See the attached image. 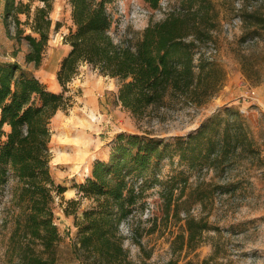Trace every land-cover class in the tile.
Masks as SVG:
<instances>
[{
	"label": "trees",
	"instance_id": "obj_1",
	"mask_svg": "<svg viewBox=\"0 0 264 264\" xmlns=\"http://www.w3.org/2000/svg\"><path fill=\"white\" fill-rule=\"evenodd\" d=\"M32 1L4 0L3 20L8 26V17L12 16L15 29L12 34L8 30L9 36L18 43L27 42L25 61L38 66L51 31L49 11L53 0H36L42 6L35 8L30 22L35 35L24 34L17 17L20 12L29 15ZM146 1L153 8L159 5V0ZM68 2L71 25L63 34V42L69 51L56 72L60 91L49 89L20 63L0 61V190L14 182L10 189L15 219L11 242L19 264L56 261L53 251L60 236L53 208L65 187L51 174L50 121L72 104L67 84L81 64L113 78L114 104L134 116L179 99L201 106L215 95L225 76L214 62L197 54L200 41L210 40L208 0H182L159 20L149 19L133 38H115L120 18L110 9L113 0ZM255 17L258 28L264 30V16ZM58 27L57 22L55 29ZM223 111L226 118L221 132L210 117L173 141L136 133L116 135L107 160L93 162L84 181L75 185L78 197L67 200L73 208L64 209L75 216L77 234L72 247L76 264H137L128 258L120 227L149 187L147 174H153L149 177L156 180L153 170L163 158L174 155L188 168L224 167L229 155L245 149L244 122L233 108ZM135 177H141L142 183L137 184ZM165 190L163 200L169 209L174 187L167 185ZM83 199L88 205L76 215ZM208 227L206 222L188 218L187 234H177L172 249L188 247ZM38 243L45 255L35 250ZM167 264L177 263L169 260Z\"/></svg>",
	"mask_w": 264,
	"mask_h": 264
},
{
	"label": "rangeland",
	"instance_id": "obj_2",
	"mask_svg": "<svg viewBox=\"0 0 264 264\" xmlns=\"http://www.w3.org/2000/svg\"><path fill=\"white\" fill-rule=\"evenodd\" d=\"M208 1L210 40L200 41L197 54L214 62L225 76L215 95L203 105L179 99L149 109L143 116H134L120 104H114L115 80L90 65L81 64L78 73L68 82L67 94L71 95L72 104L66 111L59 110L50 121L51 174L65 187L62 198H56L53 208L60 236L53 251L55 264L77 262L72 247L77 234L75 216L66 214L64 209L73 208L67 200L78 197L75 185L84 181L95 160L108 156L118 133L173 141L210 117L221 132L225 108H233L245 123L253 105H248V114L241 113V105L247 106L243 96L255 82L262 85L264 94V30L258 28L255 19V16H264V0ZM3 3L0 0V61H16L49 89L60 91L56 72L69 51L63 42V34L71 25L68 0L52 1L51 31L38 66L25 61L27 42L18 43L9 36L8 30L12 34L15 25L12 16L8 17V26L5 24ZM181 3L182 0H159L158 7L153 8L146 0H113L110 9L120 18L114 30L115 38L136 37L149 19L159 20ZM39 6H42L39 1H32L29 15L17 14L24 34L35 35L30 22ZM57 22L59 27L55 29ZM233 99L238 102L231 104ZM259 99L264 105L260 95ZM258 118L262 120L261 128L244 125L245 149L229 155L223 163L225 168L223 165L188 168L174 155L163 158L153 170L156 180L149 177L153 174H147L149 187L120 227L123 247L131 261L137 264H167L169 260L177 264H264V114ZM134 180L142 183L141 177ZM13 184L0 190V264H19L11 242L15 226L14 206L10 201ZM167 185L174 187V200L169 209L163 200ZM87 205L88 200L83 199L75 214L80 215ZM188 218L206 222L209 227L188 247L175 251L171 244L177 234H187ZM34 247L45 255L39 243Z\"/></svg>",
	"mask_w": 264,
	"mask_h": 264
},
{
	"label": "crops",
	"instance_id": "obj_3",
	"mask_svg": "<svg viewBox=\"0 0 264 264\" xmlns=\"http://www.w3.org/2000/svg\"><path fill=\"white\" fill-rule=\"evenodd\" d=\"M239 73L241 74V72H239ZM242 76H243V74H242ZM252 88H254L258 92L260 97L264 100V94H263V91H262V85L260 83L255 82L254 86H252ZM230 101H231L230 102L231 104H235V103L238 102L237 99H233V100H230ZM251 110H252L251 111L252 114H251V116L246 117V120H245V123H244L245 126L247 128H251V129L252 128H254V129L261 128L260 126H261L262 120H260L258 117H259L260 114H264V105H261L259 109H254L253 108ZM248 113H249V111H248ZM252 131H253V133L255 132L254 130H252ZM107 158H108V156H106L103 160H107ZM183 165H186V167H187V164H183Z\"/></svg>",
	"mask_w": 264,
	"mask_h": 264
},
{
	"label": "built area",
	"instance_id": "obj_4",
	"mask_svg": "<svg viewBox=\"0 0 264 264\" xmlns=\"http://www.w3.org/2000/svg\"><path fill=\"white\" fill-rule=\"evenodd\" d=\"M243 103L247 102V106L241 105L240 112L248 114V105H253L252 108L259 109L261 106L259 95L254 88H251L244 96H243Z\"/></svg>",
	"mask_w": 264,
	"mask_h": 264
}]
</instances>
